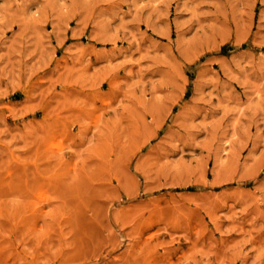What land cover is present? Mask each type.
I'll list each match as a JSON object with an SVG mask.
<instances>
[{
  "label": "rangeland",
  "instance_id": "1",
  "mask_svg": "<svg viewBox=\"0 0 264 264\" xmlns=\"http://www.w3.org/2000/svg\"><path fill=\"white\" fill-rule=\"evenodd\" d=\"M0 264H264V0H0Z\"/></svg>",
  "mask_w": 264,
  "mask_h": 264
}]
</instances>
